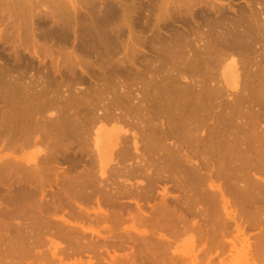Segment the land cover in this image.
<instances>
[{
  "label": "bare ground",
  "instance_id": "obj_1",
  "mask_svg": "<svg viewBox=\"0 0 264 264\" xmlns=\"http://www.w3.org/2000/svg\"><path fill=\"white\" fill-rule=\"evenodd\" d=\"M216 2L0 0V147H33L0 156V264H181L172 236L264 229V0Z\"/></svg>",
  "mask_w": 264,
  "mask_h": 264
},
{
  "label": "rangeland",
  "instance_id": "obj_2",
  "mask_svg": "<svg viewBox=\"0 0 264 264\" xmlns=\"http://www.w3.org/2000/svg\"><path fill=\"white\" fill-rule=\"evenodd\" d=\"M215 1H217L216 3H218V5H219V8L221 9V11H222V13H224V14H222L223 16H231V15H233V16H235L236 17V15H239L238 13H239V11L240 10H238V8H240V7H236V6H240L241 4L240 3H244L245 4V2H243L244 0H215ZM233 3H232V2ZM228 2H230V3H228ZM229 4V5H228ZM232 4H233V6L235 7H233L232 6ZM230 5H231V7H230ZM243 5V4H242ZM227 7H230V8H227ZM208 7L206 6V4H202V3H200L199 5H196V6H194V8H193V10L194 11H199V16L200 17H202V15H204V13L206 14V12H207V9ZM223 9V10H222ZM229 9V10H228ZM232 9H233V12H232ZM235 9V10H234ZM203 10V11H202ZM200 11H202V12H200ZM206 11V12H205ZM224 11V12H223ZM227 11V12H226ZM237 11V12H236ZM226 12V13H225ZM235 12V13H234ZM228 13V14H227ZM231 15H230V14ZM237 13V14H236ZM0 15H4V13H3V10L0 8ZM194 15V14H193ZM193 15L192 16H189L188 17V19L190 20V22L193 24V25H196V20H194V19H196L195 17L193 18ZM209 15L211 16V17H215V16H217V15H215V14H213V13H209ZM179 17V16H178ZM177 17V18H178ZM232 17V16H231ZM177 18L175 17V19H173V20H170L169 22H171L172 24V26L173 27H176L177 25H178V27H183V29L185 28L186 29V27L184 26V25H186V22L188 21V23H187V25H189V20L187 19V18H181V17H179L180 19H178L179 21H181V22H178V20H177ZM185 19V21H184V23H183V20ZM175 20H177L176 22H175ZM187 20V21H186ZM176 23V24H173V23ZM178 23V24H177ZM182 23L184 24V25H182ZM1 28H3V24L0 22V29ZM206 29L207 27H203V29ZM263 33H264V29H263ZM0 36H1V33H0ZM194 37V36H193ZM192 37V38H193ZM264 37V36H263ZM262 37V39L264 40V38ZM195 38V37H194ZM1 42V41H0ZM201 42V44H202V41H200ZM200 42L198 43L197 42V46H200L201 44H200ZM196 43V42H195ZM0 52L2 53V55L3 54H5V55H10V54H13L14 52L10 49V46H12V39H6V47L7 48H5V49H3L4 47L3 46H5V44H1L0 43ZM260 47V45L259 44H256V48H259ZM67 50H71L70 49V47H67ZM77 53H79L78 51H76ZM0 53V54H1ZM24 54H27L28 52H23ZM28 56L27 57H29L30 55L29 54H27ZM11 56V55H10ZM236 57H237V54L235 55ZM4 57V56H3ZM263 57V55H261V57H259V58H262ZM32 58H34V57H32ZM29 59H30V61H31V63H32V60H31V56L29 57ZM37 58H34L33 59V64H34V67H32V68H29V70H27V75L29 76V77H35V76H37V70H45V71H47L48 70V66H47V69H44L45 67H43L44 65L42 64L43 62H40V61H38V59L36 60ZM47 61H49V60H47ZM12 62V61H11ZM262 63H264V62H262L261 61V64ZM38 64V65H37ZM39 64L41 65V67L39 66ZM35 65H37V66H35ZM43 65V66H42ZM220 66H223V64L222 65H220ZM40 67V68H39ZM220 68V67H219ZM223 67H221V69H222ZM48 72V71H47ZM85 77H87L88 75L87 74H83ZM29 77H27V78H29ZM91 76H88L87 78H86V82L88 83V84H86V82H85V84H86V86L87 85H89V83L92 81L93 83L94 82H96V81H94V79H92V78H90ZM26 78V76H25V79L26 80H28ZM59 78V77H58ZM89 80H91V81H89ZM183 80V82L184 81H186V79L184 78V79H182ZM91 82V83H92ZM92 83V84H93ZM100 83V82H99ZM81 84V83H80ZM80 84H75V87L77 88V89H82V87H83V84L84 83H82L81 84V86H80ZM85 84H84V86H85ZM79 85V86H78ZM78 86V87H77ZM84 88V87H83ZM224 88V87H223ZM226 91L225 92H228V94L230 93V91H231V93L228 95L227 93V95L229 96V98L230 97H232V96H234V95H236L237 94V90L236 89H234V88H230V87H228V88H226V86H225V88H224ZM232 93H233V95H232ZM242 93V92H241ZM259 104V103H254L253 104V106H251V107H253V108H255L254 110L256 111V110H260L261 109V111L264 113V107L263 108H260V106H258L259 107V109H258V107H257V105ZM260 105V104H259ZM260 111V112H261ZM253 119H255V118H253ZM110 122H112L111 120L110 121H106V120H104V121H101V123L99 124V126H104L106 129H108L112 124H110ZM208 122H210V121H208ZM258 124V125H257ZM256 125L260 128L261 126H264V117H263V119L261 120V121H257V123H256ZM97 128H99V127H97ZM124 129H127V130H130L132 127L131 126H129V125H124V127H123ZM261 128H264V127H261ZM260 128V129H261ZM132 130H133V128H132ZM26 146H22L21 148H19V149H12V148H1L0 147V156H8L7 154H9V155H11V156H17V158H19L22 154H25V153H30V152H32L33 151V147H32V145L31 144H25ZM62 166H64L63 164H62ZM140 180V179H139ZM138 179H137V181H139ZM167 185H169V182L167 183ZM161 186H163L161 183L159 184V186H155L154 187V195H156L155 196V198H156V200L157 201H159V197H160V190H161ZM177 192V191H176ZM178 193V192H177ZM196 220V219H195ZM231 220H229V223H230V228H231V226H232V229H229V231L228 232H230V233H228V236L226 237L227 238V242L228 243H230V240L232 241L233 239H236V242H237V246H236V248L237 249H239L240 247H241V245H242V247L244 248H240V252L242 251L243 253V256H241L242 254L240 253V256H239V252H237L236 253V251H239V250H235V249H230V248H224V247H222L223 249H225V251L223 250V252H222V250H220L221 251V253H219L218 254V252H219V250H217V249H215L216 251H214V250H212V254L211 255H203V253H200V248L201 247H198L197 245H195V246H197L198 248V250L196 249V248H194V246H189L190 245V234H180V235H177V236H172V237H170V238H172V241H173V244H174V246H175V248H176V250H175V255H177V254H181V252H187V259H185V260H187L188 261V264L190 263V264H196V262L195 261H197L198 262V260H199V262H201V264L203 263H205V264H211V263H213V264H223V263H225V264H238V262H239V264L240 263H242V264H264V256L262 257V255H264V252H263V250L264 249H262L261 250V248H259V246H256V247H258L257 248V251L255 252V250L254 249H256V247L253 245V244H255V245H257L256 243H257V241H258V238L256 237V234H259V232H263V230L261 231V229L263 228L262 226H260L259 225V227L258 226H256V227H249V229H247L246 230V228H245V230H244V233H242L241 234V236L238 234V231H237V229H236V227L234 226V223L231 221ZM232 224V225H231ZM244 224H246L245 226H247L248 224H247V222L246 223H244ZM258 227V228H257ZM233 228H234V230L236 229V231L237 232H235V231H233ZM253 228V229H252ZM258 233H257V232ZM234 232V233H233ZM232 233H233V235H232ZM232 236H231V235ZM237 234V235H236ZM246 234V235H245ZM247 234H248V236H247ZM234 237V238H231V237ZM240 237H244V242L242 241V240H240L241 238ZM239 238V239H238ZM246 238H249V241H248V239H246ZM247 241V242H246ZM189 242V243H188ZM235 242V243H236ZM228 243H227V247H228ZM239 243H241V244H239ZM246 243H247V245H246ZM248 245H250V246H248ZM252 246V247H251ZM255 248H254V247ZM219 247H221V246H218V247H215V248H218V249H220ZM190 248V249H189ZM192 249V250H191ZM194 249V250H193ZM253 249V250H252ZM200 250V251H199ZM227 250V251H226ZM244 250H245V252H244ZM251 250V251H250ZM218 251V252H217ZM189 252V253H188ZM202 252V251H201ZM215 252V253H214ZM225 252V253H224ZM198 253H200V254H198ZM235 253H236V255H238V256H236L235 255ZM244 253H245V256H244ZM248 253V254H247ZM199 255L200 256V258H198V256H195V255ZM226 254V255H225ZM260 256H259V255ZM91 255V254H90ZM102 255H104V256H101V258L102 257H105L106 259H108L109 257H108V255L106 254V252L103 250L102 251ZM235 255V256H234ZM197 257V259L195 258V257ZM201 256H203V257H201ZM206 256V257H205ZM211 256V260H212V262H210V261H208L207 259H209V257ZM224 256V257H223ZM227 256V257H226ZM83 258V260H84V258L87 260V258H88V256L86 255V256H82ZM98 257V258H97ZM97 257H92V258H97V259H99L100 257L99 256H97ZM192 259H191V258ZM205 257V258H204ZM224 258V260L226 261H224L223 260V258ZM241 257H242V259H243V261H245V262H243V261H241L242 259H241ZM244 257V258H243ZM74 257H72V258H70L71 260L73 259ZM76 258V257H75ZM182 258V257H181ZM185 258H186V256H185ZM189 258H190V260H189ZM201 258H203V260L201 259ZM207 258V259H206ZM220 258H222V259H220ZM239 258V259H238ZM258 258V259H257ZM67 260H68V258H66ZM234 259V260H233ZM66 260V261H67ZM184 260V256H183V260H181V261H179V262H182V263H184L183 261H185ZM194 260V261H193ZM238 260V261H237ZM187 261L185 262L186 264H187ZM193 261V262H192ZM205 261V262H204ZM220 261H221V263H220ZM241 261V262H240ZM106 262H108V261H106ZM210 262V263H209ZM251 262V263H250ZM104 263V262H103ZM102 263V264H103ZM181 263V264H182ZM184 263V264H185ZM101 264V263H100ZM105 264H110L109 262L108 263H105ZM180 264V263H179ZM198 264H200V263H198Z\"/></svg>",
  "mask_w": 264,
  "mask_h": 264
}]
</instances>
